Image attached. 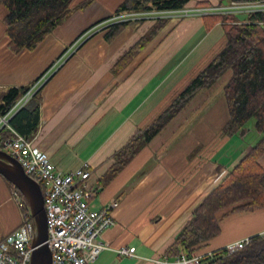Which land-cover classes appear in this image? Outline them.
Segmentation results:
<instances>
[{"label":"crops","instance_id":"crops-1","mask_svg":"<svg viewBox=\"0 0 264 264\" xmlns=\"http://www.w3.org/2000/svg\"><path fill=\"white\" fill-rule=\"evenodd\" d=\"M72 0L71 14L34 50L8 47L0 4V101L9 88L45 76L39 93L40 120L30 138L62 172L85 167L84 183L94 210L114 204V224L102 232L108 246L96 264H150L166 251L203 199L258 142L248 121L227 136L226 71L189 103L117 173L114 156L137 130L148 126L225 44L221 23L206 29L203 17L170 18L121 70L118 60L155 23L131 21L116 38L105 39L117 23L124 0ZM225 6L226 0H190L188 7ZM241 18V17H240ZM242 19V18H241ZM243 20V19H242ZM240 21V20H239ZM264 170V155L258 159ZM220 233L196 253L209 256L226 245L264 234V208L229 209L217 215ZM23 220L19 197L0 176V240ZM135 248L134 257L115 250Z\"/></svg>","mask_w":264,"mask_h":264},{"label":"trees","instance_id":"trees-1","mask_svg":"<svg viewBox=\"0 0 264 264\" xmlns=\"http://www.w3.org/2000/svg\"><path fill=\"white\" fill-rule=\"evenodd\" d=\"M92 0L80 7L85 9ZM246 1V0H226ZM72 0H0L7 13L3 19L8 47L19 54L34 50L70 14ZM190 0H124L116 14L144 11H169L188 7ZM196 6H209L202 3ZM206 29L222 24L225 44L213 59L194 76L174 97L169 106L148 126L137 130L124 147L115 154L109 176L124 167L145 144L159 134L189 103L195 93L212 86L226 71L230 77L224 85V97L228 109V122L223 128L227 136L235 135L248 122H254L260 139L235 165L229 174L195 208L192 218L176 236L166 251L169 258L179 254L191 256L210 239L220 233L217 215L225 210H255L264 208V170L258 159L264 155V12L246 15L243 20H234L235 15L210 14L203 17ZM169 19H158L117 62L121 70L154 38ZM129 21L108 26L107 41L116 38ZM9 88L0 101V114H6L15 103L33 86ZM33 93L29 103L18 109L9 119V124L19 134L30 139L37 131L40 120L39 93ZM5 180V179H4ZM8 186L19 197L23 214H28L24 197L11 183ZM202 264H264V235L251 238L242 250L226 255L223 250L203 256Z\"/></svg>","mask_w":264,"mask_h":264},{"label":"built area","instance_id":"built-area-1","mask_svg":"<svg viewBox=\"0 0 264 264\" xmlns=\"http://www.w3.org/2000/svg\"><path fill=\"white\" fill-rule=\"evenodd\" d=\"M264 11V0L231 1L225 6H192L179 10L129 12L118 17L119 22L142 19H184L204 17L210 14H251ZM45 76L39 78L15 105L4 115L0 114V150L14 158L24 173L36 180L44 197L47 225V244L51 252V264H96L108 246L101 239L102 232L114 224V204L94 210L89 206L91 196L84 183L89 177L85 167L62 172L51 162L48 154L34 145L31 139L19 134L9 124L11 116L26 106L33 93L41 86ZM34 223L31 216L23 214L18 228L0 240V264H30ZM264 235V234H263ZM262 235V236H263ZM251 238L226 245L223 252L232 255L242 250ZM119 256L133 258L135 248L115 250ZM211 256V255H209ZM203 256L179 254L174 258L162 256L150 260V264H202Z\"/></svg>","mask_w":264,"mask_h":264},{"label":"water","instance_id":"water-1","mask_svg":"<svg viewBox=\"0 0 264 264\" xmlns=\"http://www.w3.org/2000/svg\"><path fill=\"white\" fill-rule=\"evenodd\" d=\"M0 176L7 180L24 197L26 209L34 223L30 264H51V252L47 244V225L44 197L40 184L27 176L21 165L6 152L0 150Z\"/></svg>","mask_w":264,"mask_h":264},{"label":"rangeland","instance_id":"rangeland-1","mask_svg":"<svg viewBox=\"0 0 264 264\" xmlns=\"http://www.w3.org/2000/svg\"><path fill=\"white\" fill-rule=\"evenodd\" d=\"M262 12H264V11H262ZM216 14H219V13H216ZM240 17L242 19H245L246 18V15L245 14H236L234 20H242Z\"/></svg>","mask_w":264,"mask_h":264}]
</instances>
